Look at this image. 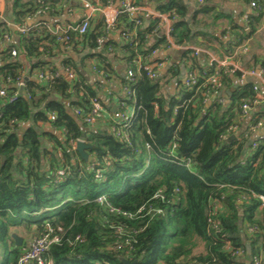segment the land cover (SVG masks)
<instances>
[{
  "label": "trees",
  "instance_id": "trees-1",
  "mask_svg": "<svg viewBox=\"0 0 264 264\" xmlns=\"http://www.w3.org/2000/svg\"><path fill=\"white\" fill-rule=\"evenodd\" d=\"M148 1L158 12H174L175 44L217 41L227 55L247 42L262 21L261 13L249 14L250 31L235 27L238 31L226 41L208 30L214 22L207 18L215 21L221 14L211 0ZM245 1L264 7V0ZM71 3L7 0L6 13L13 24L27 26L29 19L59 15ZM118 22L136 36L108 41L104 20L96 16L87 33L69 44L78 58H62L67 44L43 23L20 33L18 42L0 52V88L7 91L0 97V264H19L26 251L14 234L25 229L35 241L48 228L60 239L48 254L53 264H123V258L138 264H254L259 257L264 264V139L252 130L264 124V111L254 109L244 128L241 120L242 105L255 100L254 83H236L239 74L231 77L219 69L222 86L213 87L207 79L217 64L192 49L183 52V63L170 65L158 78L141 70L130 79L127 72L137 69L139 58L147 61L169 42L158 17L137 24L121 14ZM15 32L4 22L0 42ZM119 53L120 67L114 62ZM59 58L63 72L55 66ZM257 62L264 69V58ZM188 71L197 77L191 87L182 81ZM41 72L55 76L49 81L34 77ZM112 75L124 90V106L116 112L125 118L101 113L94 123H85L75 110L85 116L94 99L104 108L103 79ZM25 77L29 98L15 88ZM175 83L178 88L171 92ZM232 88L226 101L223 90ZM47 125L64 137L49 132ZM235 125L239 132L232 139ZM113 127L122 128L125 137ZM80 139L90 146V162L76 150ZM60 169L66 171L63 177L57 175ZM200 242L205 250L196 253Z\"/></svg>",
  "mask_w": 264,
  "mask_h": 264
},
{
  "label": "built area",
  "instance_id": "built-area-1",
  "mask_svg": "<svg viewBox=\"0 0 264 264\" xmlns=\"http://www.w3.org/2000/svg\"><path fill=\"white\" fill-rule=\"evenodd\" d=\"M84 1L86 7L88 8L86 14L84 15V17L77 22H71V23H67V24H58L57 26L53 27V28H49V25L47 23H43L45 26H47L49 28L50 33H52L53 35H55L57 37V40L60 43H64L67 44V46H69V44L74 40V39H80L81 37H83V35H85L89 29V27L92 24V21L95 19L96 15H101L103 20H104V24L106 26L107 30H113V29H117V22H118V17L121 14H128L130 17L133 18V21H135L137 24H142L143 21L141 19V15L143 14V12H148V7L146 6H141L139 4L136 3V0H120L119 2V7L120 9H114V2L110 1L108 4L106 5H102L100 3L99 0H95V1H91V0H82ZM198 1H202V0H198ZM4 3V0H0V6ZM251 7L252 8H256L257 7V3L256 1H252L251 2ZM1 9L0 8V18L3 21H6V18L4 17V15L1 13ZM146 12V13H147ZM174 13V12H173ZM173 13H162V12H152L153 17H158L162 20L163 24H162V33L165 35V37L167 38V41L169 42L168 47L171 48H182V49H192L194 51V55H207L209 57V60L211 62H214L215 64H217V68L215 70V73H213L212 75H210L208 77V81L209 82H214L213 87L215 88H220L222 86V83L220 81L221 78V74L219 73V69H225V72L230 74V75H234V74H239V76L241 78H245L247 79L248 76H252V77H260L263 81V85H264V69L263 68H255V67H250V68H243L240 65H238L237 63H234V59H232L231 57H226L223 59H218L216 57H214L209 50L205 49L203 46H190V45H178L175 44L172 40L171 37V31H172V23H173V19H175V16H172ZM144 15V14H143ZM248 14L245 15V19L247 21L248 19ZM10 25H14L11 22H6ZM14 27H17V29L25 34L26 32H28V30L31 28V26H20L15 24ZM129 32L127 30V27L125 26L122 29V35L129 37V36H136V32ZM9 38H6V40L8 41ZM102 41V38L99 39V42ZM5 47L4 42H0V52L1 50H3ZM158 49H156L153 54H155L157 52ZM11 55L13 57H16L18 55V52L16 49H12L10 51ZM152 54V55H153ZM152 57V56H151ZM2 58V54L0 53V62ZM164 67V62L163 61H151V58L148 59L147 61L143 62L142 59L139 58V60L137 61V69H133L131 68L130 70H128L127 74L128 77L130 79H133L134 77H136V75L139 73V71L144 70L148 73V75L151 78H158L159 77V71ZM66 74L69 78H73L74 77V72L72 70L67 69L66 70ZM55 76V74L51 73H37L34 74V77L40 79V80H45V81H49L51 78H53ZM184 83L187 86H192L194 84L197 83V77L194 74V72L188 71L184 77ZM26 85V77L25 79H22L20 81H18L15 86L16 88H20V87H24L25 88ZM254 89L256 91V96H255V100L250 103V102H245L242 105V118L241 120L243 121L244 119L248 118V116H250L253 108L257 107L260 103V95L259 93V85L258 84H254ZM26 91V89H25ZM27 92V91H26ZM20 94V92H19ZM7 95V91H6V86H3V88H0V97H4ZM27 98H29V94L27 93ZM207 99V98H206ZM124 106V104L122 105ZM103 111V106L102 104L94 99L93 100V107H92V111H90L89 113H87L85 116L84 114L80 111V110H75V114L77 116H79L85 123L87 124H92L94 123L96 116L100 115L101 112ZM125 115L121 112H115L114 114V119H124ZM51 119L54 120L55 119V115L52 114L51 115ZM263 127V122L260 121L258 122L253 128V132L256 133V135L260 138L264 139V134L262 135H258L257 132L258 130ZM231 131L233 132V135L236 136L239 132V126L235 125L232 126ZM113 132L119 136V137H125V132L123 131L122 128L120 127H113ZM66 174L65 169H60L57 172V175L59 177H63ZM261 200L264 203V196L260 195ZM218 204V202H216ZM264 206V204H263ZM60 239L58 236H53L50 232H49V228L48 231L45 233H41L39 236H37L36 240L34 241V243L32 244V246L29 248V250H27L19 259V264H53V261L51 259L48 258V254L49 251L51 249V245L53 243H57L59 242ZM238 254H242V251H238ZM254 264H261L262 263V258H255L254 260ZM191 264H198V263H191Z\"/></svg>",
  "mask_w": 264,
  "mask_h": 264
},
{
  "label": "crops",
  "instance_id": "crops-1",
  "mask_svg": "<svg viewBox=\"0 0 264 264\" xmlns=\"http://www.w3.org/2000/svg\"><path fill=\"white\" fill-rule=\"evenodd\" d=\"M215 1L216 2L212 3V5L215 6V10L217 11V13H221L220 17L215 21H213V18H207V21L209 23L214 22V24L208 27V30L210 32L215 33L218 37H222L226 41H230L231 35H233L234 32L238 31V29H236L235 27H238V28L246 27L247 21L245 19V15L247 14L249 15V14L255 13L256 15H259V13H261L262 15L261 28L258 29V31L254 33L250 39H247L248 40L247 42H245L243 45L236 48L235 52L231 55H227L222 45L217 41H213L212 43H209L208 41L203 40L200 44H193L190 46H203L205 49L209 50V52L214 57L218 59L231 57L232 59H234V63H237L243 68H250V67H255L257 69L261 68L260 66L261 64L257 62V58H261V59L264 58V32H263L264 31V7L262 9L260 6L256 8H252L250 5V2L245 1V0H215ZM119 2L120 0H116V2L114 3L115 4L114 9H117V10L120 9ZM136 3H137V0H136ZM139 5L148 7L149 11L148 12L146 11L147 13L143 12L144 15L143 14L141 15V17L143 18V22L148 24L151 20V17H153L152 12L157 11L156 5L155 3L150 2L148 0H141V3ZM0 8H2L1 13L4 15L5 18H7L8 17L6 13L7 0H4V3L0 6ZM87 10L88 8L86 7L84 1L72 0L70 7L66 6L61 14L56 15V16L46 14L43 16L33 17L28 20L27 26L33 27L41 23H47L49 25V28H53L57 26L58 24H67L71 22H77V21H80L84 17ZM96 16L102 17L101 15H96ZM211 17H214V16H211ZM4 22H7V21H3L0 18V25L3 24ZM10 22L13 24L11 19H10ZM117 24H118L117 29L107 30L108 34H107L106 39L108 41L111 40L114 43L123 41V38L121 35H122V29L125 27V25L119 22H117ZM14 29L16 30V32L13 33L12 36L6 35V38H9V39L7 41L5 38V40L3 41L5 46L18 42V38L21 32L17 29V27H14ZM247 31L248 32L250 31L249 28H247ZM155 37L158 38L159 35L157 34L155 35ZM185 50L186 49H182V48H173V47L169 48L167 45L166 47H162L161 49L158 48L157 52L152 55L151 61L152 62L154 61L164 62V67L159 71V73L162 74L163 72L167 70V68L170 65L174 63L176 64L183 63L184 61L183 52H185ZM66 55H71V56H74L75 58H78V55L75 54L73 46H70V45L63 48V54L61 57L64 58ZM118 55H119V58L114 60V62L118 67H120L121 66L120 62H122L120 60V57L122 54L119 53ZM198 56H201V55H198ZM22 58L24 61H26V56L24 58L22 55ZM62 58L55 60V66H57V68L61 72H63V67L61 63ZM26 66L29 68L30 66L29 62H26ZM185 75L182 78L183 82H184ZM86 76L89 77V75H86ZM230 76L234 77V75H230ZM92 77L93 76H90V79L94 81V78ZM116 77H117L116 75H112L110 79L108 80L103 79V84H104L103 91L104 92L100 93V97L103 100L105 107L109 106L110 110L104 107L103 111L101 112L102 113L101 115H104L107 118H113L115 112L117 111V109H119V106L122 105L120 96L124 94V90H123L121 81H119V79H117ZM235 81L236 83H241V84H243L244 82H253L254 84L259 85L260 90L258 94L260 95L261 100H260L258 107L253 108V110L256 108L257 109L261 108V110L264 111V85H263L262 79L258 76L256 77L248 76L247 79L241 78L239 76L238 78L235 79ZM177 88H178L177 83L171 84L169 86V90L171 92H174L175 90H177ZM16 89H17V92L19 93L20 89L18 87ZM231 90H233V88L227 91L225 89L223 90V95L225 98H227L226 101L229 100V94L231 93ZM215 95L216 93L213 94L212 98ZM114 107H116L115 111H113ZM128 108L130 109L131 107H128ZM251 115L252 114H250L248 118L243 120L242 128L250 124L251 119H252ZM46 128L47 130H49V132L53 133L59 139H62L64 137V135L60 131H56L52 129L50 125L49 126L47 125ZM257 134L258 135L264 134V124H263V127H261L258 130Z\"/></svg>",
  "mask_w": 264,
  "mask_h": 264
},
{
  "label": "water",
  "instance_id": "water-1",
  "mask_svg": "<svg viewBox=\"0 0 264 264\" xmlns=\"http://www.w3.org/2000/svg\"><path fill=\"white\" fill-rule=\"evenodd\" d=\"M6 21L10 22L9 17L6 18ZM23 57L25 58V55H23ZM26 80H27V78H26ZM19 89H20V94L27 96V92L25 91L24 87H20ZM115 108L116 107H114L113 111L116 110ZM22 129L24 130V127ZM231 138L233 139V138H235V136L233 135ZM89 147L90 146L86 143L85 140L80 139L76 142V150L80 154V156L83 158V160H85L86 162H90L93 159L92 156H90V154L88 152ZM13 237L15 238L16 244L18 246L23 244L24 238L20 237L17 234H14ZM122 262H123V264H138L137 260L130 261V260L125 259V258L122 259Z\"/></svg>",
  "mask_w": 264,
  "mask_h": 264
},
{
  "label": "rangeland",
  "instance_id": "rangeland-1",
  "mask_svg": "<svg viewBox=\"0 0 264 264\" xmlns=\"http://www.w3.org/2000/svg\"><path fill=\"white\" fill-rule=\"evenodd\" d=\"M211 2L214 3L216 1L215 0H211ZM260 28H261V25H260L259 29ZM17 235H19L20 237L24 238L25 247H26L25 250L27 251L32 246V244L34 243V236H32V234L30 232H28L27 230H25V229H21L17 233ZM204 250H205L204 243L200 242L198 248L196 249V253L204 252Z\"/></svg>",
  "mask_w": 264,
  "mask_h": 264
}]
</instances>
